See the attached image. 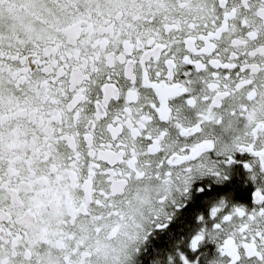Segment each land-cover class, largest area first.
<instances>
[{
    "label": "snow or ice",
    "instance_id": "obj_1",
    "mask_svg": "<svg viewBox=\"0 0 264 264\" xmlns=\"http://www.w3.org/2000/svg\"><path fill=\"white\" fill-rule=\"evenodd\" d=\"M0 264H264V0H0Z\"/></svg>",
    "mask_w": 264,
    "mask_h": 264
}]
</instances>
